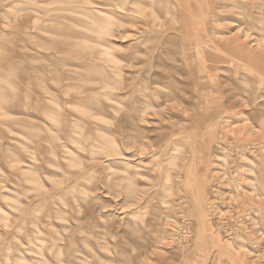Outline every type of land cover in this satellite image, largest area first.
<instances>
[{"label": "rangeland", "instance_id": "obj_1", "mask_svg": "<svg viewBox=\"0 0 264 264\" xmlns=\"http://www.w3.org/2000/svg\"><path fill=\"white\" fill-rule=\"evenodd\" d=\"M33 1L0 0V264H214L228 228L264 264V198L219 218L211 177L264 193V0Z\"/></svg>", "mask_w": 264, "mask_h": 264}, {"label": "bare ground", "instance_id": "obj_2", "mask_svg": "<svg viewBox=\"0 0 264 264\" xmlns=\"http://www.w3.org/2000/svg\"><path fill=\"white\" fill-rule=\"evenodd\" d=\"M29 1H32V3L34 2L33 0H29ZM55 2V1H54ZM35 3V2H34ZM41 3V2H40ZM46 3V2H45ZM49 2H47V4H48ZM42 4H44V3H42ZM42 4H40V5H42ZM49 4H51V3H49ZM37 5V4H36ZM38 5H39V3H38ZM53 5V4H52ZM29 6H33V4L32 5H29ZM36 7V6H35ZM47 7V6H46ZM56 8V7H55ZM96 9V8H95ZM43 10V9H42ZM58 11V10H57ZM33 13V12H32ZM34 15V14H33ZM36 15V14H35ZM84 15V14H83ZM40 17V16H39ZM38 17V18H39ZM35 18V17H34ZM86 18V17H85ZM37 19V16H36V18L34 19V20H36ZM33 20V19H32ZM38 21H40L41 19H37ZM36 24L38 23L37 21H34ZM47 22V21H46ZM51 22V21H50ZM44 23H45V21H44ZM43 23V24H44ZM96 23V22H95ZM24 24V23H23ZM33 24V23H32ZM35 24V25H36ZM48 25H50V24H48ZM108 25H109V23L108 22H105L104 23V25L103 26H100L99 27V30L102 32V31H107L108 30ZM32 26V25H31ZM28 27V26H27ZM34 27V26H33ZM32 27V28H33ZM19 32V31H18ZM100 45L101 46H106L104 43L103 44H101L100 43ZM102 51V50H101ZM105 52V51H104ZM107 52V51H106ZM105 54V53H104ZM103 55V54H102ZM108 55H110V54H108ZM91 59V58H90ZM110 59H111V56H110ZM112 60H114V58H112ZM47 69V68H46ZM3 70V69H2ZM5 71V70H4ZM20 74V73H19ZM3 76V75H2ZM7 81V80H6ZM4 83H7V82H4ZM107 83H110V82H105V84L104 85H106ZM3 84V83H2ZM37 84H39V83H37ZM51 84H52V82H51ZM56 84V83H55ZM112 84V83H111ZM110 84V85H111ZM54 85V84H53ZM108 85V84H107ZM7 87V86H6ZM106 87H109V86H106ZM16 88V87H15ZM113 91V90H112ZM27 95V94H26ZM46 99V98H45ZM72 105V104H71ZM70 105V106H71ZM117 105V104H116ZM24 106V105H23ZM26 106V105H25ZM50 113V112H49ZM44 114V113H43ZM54 115V114H53ZM14 116V115H13ZM48 116H49V114H48ZM52 116V115H51ZM224 123V122H223ZM28 126V125H27ZM48 128V127H47ZM244 128V127H243ZM49 129V128H48ZM260 129H261V131H262V125H260L259 126V128L257 129V131L259 130L260 131ZM28 130V129H27ZM28 132V131H27ZM51 132V131H50ZM31 133H33V132H31ZM36 134V133H35ZM32 135V134H31ZM249 135V134H248ZM61 136V135H60ZM184 137V136H183ZM182 137V138H183ZM258 137H259V135H258ZM35 138V137H34ZM176 139H179V138H176ZM180 139H181V137H180ZM185 139H187V138H185ZM9 140V139H8ZM11 140V139H10ZM13 141V140H12ZM42 141V140H41ZM231 142V141H230ZM240 142V141H239ZM227 145H228V143H227ZM236 146V145H235ZM240 146V145H239ZM250 146V145H249ZM248 146V147H249ZM175 149V148H174ZM229 148H227L226 150H228ZM232 149V148H231ZM230 149V150H231ZM251 149V148H250ZM256 150V149H255ZM29 151V150H28ZM233 151V150H232ZM174 152H175V150H174ZM251 152L253 153V150H251ZM75 152H73V151H70V155H71V158L72 159H74L75 158V154H74ZM230 153V155H231V151L230 152H228V154ZM225 154H227V153H225ZM233 155V154H232ZM231 155V156H232ZM256 155V154H255ZM34 157V156H33ZM243 157V156H242ZM31 158V157H30ZM230 158V157H229ZM32 159V158H31ZM229 160V159H228ZM228 160L226 159V157H225V155H223L222 157L221 156H217V159H216V161H218L216 164L217 165H215L218 169H219V171H217V173L216 174H214V172H213V176L211 175V177L212 178H214V179H218V180H220V181H224L225 183H224V186H223V189H225V190H223V195H224V197H226V199H227V202H229L228 204H230V205H228V210L226 211V210H223V209H221L219 206V210H217V208H215L216 209V215H217V217H219V218H225V217H227V216H229L230 214L232 215V216H234V214H240V213H243V212H245V214H250V215H253V216H255V213L257 212V208L259 207V206H257V205H259L260 203H261V199L262 198H264V193H263V191H261V189H260V191H258V189H257V185H256V182H255V179H256V177H251V175L250 176H248L246 173V175L248 176V182H250L251 183V185H253L252 186V188L248 185V189H241L242 188V186L243 185H241V188L239 187V185H240V183H241V181L240 180H238V179H235L234 177H235V174H236V176L238 175V169H234L235 170V172L232 174V178H230V172H231V170L229 171L228 169H227V165H228ZM37 161V160H36ZM232 161V160H231ZM77 162V161H76ZM172 162V161H171ZM18 163H20V162H18ZM249 165V164H248ZM250 165H251V163H250ZM254 165V164H253ZM29 166V165H28ZM27 166V167H28ZM238 166V165H237ZM254 167V166H253ZM24 168V167H23ZM23 168H22V170H23ZM29 168V167H28ZM240 169V168H239ZM26 170L27 171H29L27 168H26ZM25 170V171H26ZM241 170V169H240ZM243 170V169H242ZM248 170V169H247ZM248 171H250V170H248ZM253 171V170H252ZM33 172V171H32ZM237 172V173H236ZM244 173V172H243ZM243 173H241V174H243ZM253 173V172H252ZM197 175V176H196ZM139 176H142V174H140ZM202 176V175H201ZM201 176H199V172H197L196 173V171H195V177L197 178L196 180H198V181H200L201 180ZM243 176V175H242ZM241 176V177H242ZM247 178V177H246ZM24 179V178H23ZM238 180V181H237ZM246 180V179H245ZM35 182V181H34ZM217 183V182H216ZM221 184V183H220ZM219 184V185H220ZM172 185L173 186H177L179 189L181 188L180 187V185H178L174 180H173V177L172 176H167L166 174H164L163 175V180L161 181V183H160V191L158 192L159 194V196H160V198H159V203H164V202H166L167 200H163V197L166 195H168V193H169V191H171L172 190ZM216 185V184H215ZM262 185H263V183H262ZM239 189H241V192H243L244 194L242 195V197H238V195H240V192H238L239 191ZM200 190V189H199ZM250 190V191H249ZM180 191V190H179ZM249 191V192H248ZM247 193H249V194H247ZM25 195V194H24ZM24 195H22V196H24ZM16 196V195H15ZM18 196V195H17ZM262 196V197H261ZM168 197V196H167ZM258 197H259V199H258ZM20 198V197H19ZM14 200V199H13ZM50 200V199H49ZM213 200V199H212ZM264 200V199H263ZM27 201V200H26ZM54 201V200H53ZM184 201H182L181 203L179 202V205H184L185 203H183ZM264 202V201H263ZM8 203V202H7ZM15 202H13V204H14ZM221 205V204H220ZM222 206V205H221ZM19 207H20V205H19ZM15 208V207H14ZM18 208V207H17ZM35 208V207H34ZM248 208V209H247ZM260 209H261V207H260ZM0 210H1V208H0ZM182 210V209H181ZM2 211V210H1ZM15 211V210H14ZM31 211V210H30ZM35 211V210H34ZM54 211V210H53ZM183 211H185V210H183ZM181 212V211H180ZM260 212V211H259ZM1 213V212H0ZM39 213V212H38ZM2 214H3V216H2V218L3 219H8L7 217L9 216L8 214H6V213H3V211H2ZM264 214V213H263ZM8 215V216H7ZM38 215V214H37ZM236 216V215H235ZM38 217V216H37ZM184 218V217H183ZM232 218V217H231ZM3 219H1L0 221H3ZM176 220V219H175ZM232 220H233V218H232ZM252 221H253V218H251L250 219V223L251 224H253L254 225V223H252ZM22 222V221H21ZM37 222V221H36ZM4 223V222H3ZM24 223V222H23ZM249 224V223H248ZM33 225V224H32ZM31 225V226H32ZM35 225V224H34ZM33 225V226H34ZM242 225V224H241ZM32 226V227H33ZM223 226V225H222ZM252 226V225H251ZM262 226V225H261ZM7 227V226H6ZM25 227V226H24ZM35 227V226H34ZM33 227V228H34ZM244 227V226H243ZM17 228V227H16ZM258 228H259V226H258ZM262 228H264V227H262ZM15 230V229H14ZM212 230V229H211ZM260 230V229H259ZM13 231V230H12ZM17 231V230H16ZM34 231V230H33ZM35 231H36V228H35ZM37 231H39L38 229H37ZM160 230H157L156 231V234L159 232ZM264 231V230H263ZM26 234V233H25ZM34 234V233H33ZM38 234H39V232H38ZM258 235H263L264 236V233L262 232H260V231H258ZM33 236V235H32ZM29 237V236H28ZM27 237V238H28ZM26 238V239H27ZM211 239H213V238H211ZM228 239V240H227ZM225 240H227V241H237L238 243H236L235 244V248H234V251H235V253L233 254V253H231V252H226V251H224L223 249L221 250V248H216L213 252H215V263L214 264H242L243 262H242V259H241V252H242V249H245L246 250V248L248 247V245H247V240H248V237L246 236V235H238V234H236V231H234V229H232V228H228L227 230H226V239ZM19 241V240H18ZM28 241V240H27ZM27 243H29V241L27 242ZM8 244V243H7ZM44 244V243H43ZM210 244V243H209ZM231 244V243H230ZM228 245V244H227ZM232 245V244H231ZM247 246V247H246ZM37 249V248H36ZM240 249V250H239ZM8 251V250H7ZM48 252H49V250H48ZM37 255V254H36ZM35 255V256H36ZM38 256V255H37ZM223 256H225L226 258H224ZM43 257V256H42ZM224 258V259H223ZM245 258V257H244ZM209 259V258H208ZM17 260V263L16 264H25V263H27L26 262V259L24 258V257H20V258H18V259H16ZM47 260V259H46ZM38 261V260H37ZM5 262V261H4ZM9 262V261H8ZM40 261H38V263H39ZM47 262V261H46ZM45 262V263H46ZM37 263V264H38ZM43 263V262H42ZM27 264H29V263H27ZM44 264V263H43Z\"/></svg>", "mask_w": 264, "mask_h": 264}]
</instances>
